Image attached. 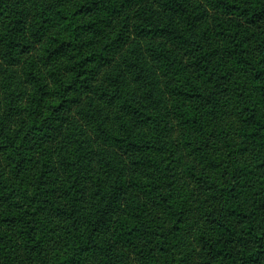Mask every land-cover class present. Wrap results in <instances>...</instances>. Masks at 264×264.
Masks as SVG:
<instances>
[{
	"label": "trees",
	"instance_id": "16d2710c",
	"mask_svg": "<svg viewBox=\"0 0 264 264\" xmlns=\"http://www.w3.org/2000/svg\"><path fill=\"white\" fill-rule=\"evenodd\" d=\"M0 264H264V0H0Z\"/></svg>",
	"mask_w": 264,
	"mask_h": 264
}]
</instances>
